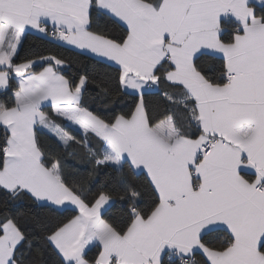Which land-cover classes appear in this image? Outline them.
Segmentation results:
<instances>
[{
	"label": "snow or ice",
	"instance_id": "6c2138e0",
	"mask_svg": "<svg viewBox=\"0 0 264 264\" xmlns=\"http://www.w3.org/2000/svg\"><path fill=\"white\" fill-rule=\"evenodd\" d=\"M0 264H264V0H0Z\"/></svg>",
	"mask_w": 264,
	"mask_h": 264
},
{
	"label": "trees",
	"instance_id": "16d2710c",
	"mask_svg": "<svg viewBox=\"0 0 264 264\" xmlns=\"http://www.w3.org/2000/svg\"><path fill=\"white\" fill-rule=\"evenodd\" d=\"M69 163H71V161H69Z\"/></svg>",
	"mask_w": 264,
	"mask_h": 264
}]
</instances>
